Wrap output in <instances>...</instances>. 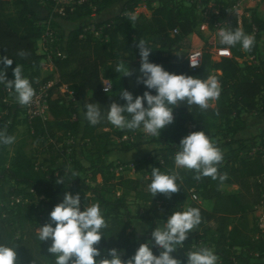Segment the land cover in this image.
<instances>
[{"label":"trees","instance_id":"trees-1","mask_svg":"<svg viewBox=\"0 0 264 264\" xmlns=\"http://www.w3.org/2000/svg\"><path fill=\"white\" fill-rule=\"evenodd\" d=\"M115 1L74 0L64 6L63 15L53 10L54 2L47 1L51 11L44 17H38L27 0H0V55L13 60L12 65L5 68L6 78H13L12 68L18 64L34 91L48 81L53 82L47 90L51 118L43 122L35 118L30 124L24 118L29 132L30 128L33 129L31 135L34 139L43 135L51 140L48 147L53 154L46 160L48 164L45 160L38 162L35 156H29L21 143L10 166H4L5 145H0V243L15 244L18 264H54L53 254L47 251L51 241L40 242L36 237V228L50 222L48 213L65 192H73L80 196L89 194L90 203H98L102 210L106 227L101 229L103 235L96 247H116L123 251L122 259L130 257L139 246L136 237L127 231L128 224L135 218L127 204L128 198L132 197L142 208L143 215L140 217L150 221L151 230L158 223H165L171 211L188 206L199 208L200 223L189 230L183 241V250H195L196 244L207 243L214 248L220 264H260L255 259L264 258V230L259 229L257 223H250L249 214L261 202L264 203V130L257 136L258 141L250 138L249 146L245 139L236 135L246 128L243 113L256 111L259 98L264 94V21L253 12L248 20L241 16L240 25L235 16L233 20L226 16L223 27L242 28L245 33L254 36V44L245 51L239 44L225 47L216 40L215 46L227 48L230 55L213 59L207 46L208 39L200 30V25L206 23L212 32L214 23L221 21L225 14L224 8L219 7L216 13L202 18L192 2L158 0L156 5L147 6L149 15H132L138 0H125L120 13L98 23L88 21L92 13L101 12ZM206 1L202 0V3ZM9 3L18 6V10L14 14H1L3 6ZM47 17L51 18V28L63 31L62 56L51 58L53 71L43 76L41 65L45 55L37 53V50L44 31L41 21ZM57 19L70 27L64 29ZM91 24L99 28V37L86 29ZM192 34L203 41L201 63L195 69L188 67V52L183 58L173 54L180 48L190 47L189 36ZM154 37L160 38L161 46L152 45ZM141 39L152 48L148 57L151 62L175 73L201 78L216 75L221 91L214 104H209L206 109L180 102L173 109L172 123L161 129L156 137L162 144L158 158L151 160L144 155L141 159L120 161L125 167L116 172L112 170L114 163L104 160L111 152L108 147L118 143L120 146L112 149L128 152L140 143L122 140L125 132L106 119L96 125L89 124L84 116V105L97 102L106 113L107 106L113 101L124 103L119 95L122 88L128 89L134 96L143 94L146 86L137 81L140 65L137 42ZM259 43L261 54L258 53ZM21 52L23 55H19ZM122 59L127 62L126 69L117 72ZM0 67L3 65L0 64ZM126 71L131 74L123 75ZM242 71L244 79L240 77ZM117 77L119 85L111 84L108 92L102 91L104 79L111 83ZM62 86L66 89L62 90ZM4 88L0 83V132L10 135L17 112L12 109V104L3 102V99L15 97V94L12 89L9 88V94ZM149 91L155 92L154 89ZM201 129L222 150V160L216 165L217 179L210 176L196 179L194 170L174 165V154L180 139L191 131ZM127 130L144 133L142 129ZM69 138L78 142L81 150L96 154L95 162L88 167L77 162L72 169L64 164L57 166L60 154L56 146L64 144ZM248 147L254 150L253 155L239 156L238 152ZM128 164H132L133 171L127 167ZM153 166L161 171L175 170L178 173L176 182L179 188L176 192H158L152 196L147 185ZM135 172H139L140 176L137 177ZM220 176L224 179H219ZM60 177L64 180L56 183ZM8 182L12 185L7 186ZM231 186L236 188L225 189ZM109 188L119 194L107 197L105 192ZM192 193L197 199L191 198ZM145 241L146 238L141 237L140 243Z\"/></svg>","mask_w":264,"mask_h":264},{"label":"clouds","instance_id":"clouds-1","mask_svg":"<svg viewBox=\"0 0 264 264\" xmlns=\"http://www.w3.org/2000/svg\"><path fill=\"white\" fill-rule=\"evenodd\" d=\"M216 37L222 46L239 44L245 51L250 50L254 44V36L245 33L240 27H220ZM137 47L140 56L137 81L142 82L146 90L142 95L134 96L131 91L122 88L119 95L124 103L113 101L107 106L106 113L101 110L99 103H86L84 116L89 124L96 125L106 119L119 129H142L146 134L159 136L160 130L172 123L173 109L180 102L206 109L210 100L219 97L221 89L216 75L209 74L201 78L198 75L168 71L148 59L152 48L144 40H138ZM12 63L11 58L0 55V64L3 65L0 67V83L13 90L20 105H27L34 95V88L22 74L18 64L12 68L13 78H6L5 68ZM190 64L197 65L192 62ZM116 71L119 72V67ZM130 74V71H126L123 75ZM150 89L155 90L154 94ZM14 139L13 136L0 132V145L11 144ZM177 145L178 150L174 154L176 167L194 170L196 179L201 176L217 179L216 165L222 160V153L203 129L189 132ZM177 179L178 173L175 170L161 171L159 167L153 166L150 183L147 185L148 191L152 196L158 192L174 193L179 188ZM219 179L223 180L224 176ZM62 180L64 177L58 178L56 183ZM48 216L50 222L36 228V237L40 242L51 241L47 251L53 254L54 264H181L171 253L183 245L189 230L194 229L201 220L200 210L196 207L188 206L171 211L164 220V225L152 230L151 241L140 243L130 257L122 259V253L116 247H96L103 235L101 229L106 227L98 203L84 205L81 210L80 194L65 192ZM150 243L161 249L158 255L153 253ZM185 255V264L217 262V256L210 247L200 246L195 250H187ZM0 264H18L15 244L0 243Z\"/></svg>","mask_w":264,"mask_h":264},{"label":"rangeland","instance_id":"rangeland-1","mask_svg":"<svg viewBox=\"0 0 264 264\" xmlns=\"http://www.w3.org/2000/svg\"><path fill=\"white\" fill-rule=\"evenodd\" d=\"M37 5L47 7L46 13L50 12L49 5L47 1H43V3H40L38 0H35ZM185 3H194L195 4V10L198 13V16H201L202 18H208V16L214 14L219 10L220 8H224V16H222L221 21H218L220 23V27H223L225 24V21H227L226 16H229L230 20H233L234 16L239 18L241 16H245V18L248 20L249 15L251 12L255 14L256 17L260 18L264 21V0H242L239 3V6H235L236 0H207L205 4L202 3V0H184ZM30 3V2H29ZM113 9L110 13H108V18L112 17L118 13H120L122 8V2L121 0H116ZM158 3V0H138V4L135 8V11L132 15H137L139 13H143L145 15H149V10L147 9L148 5H156ZM31 4V3H30ZM113 5V4H112ZM18 10V6H15L14 4H6L3 6L1 10V14H14ZM57 22H60L64 25V29H68L70 26L66 23H63L61 20H56ZM94 23V22H93ZM238 23V22H237ZM67 25V26H66ZM197 30V29H196ZM62 31V30H60ZM62 33V32H61ZM203 33L205 34L206 38L210 40L213 37V40L216 41V30H213L212 32L209 30H204ZM99 37V36H96ZM155 38V37H154ZM207 40V41H208ZM190 41V47L189 48H180L178 51L173 52L176 56L179 58H183L184 54L189 52L193 48H199L203 46V41L201 38H199L197 35L192 34L189 36ZM152 45L154 46H161L162 42L159 40V37L151 40ZM203 48V47H202ZM188 49V50H187ZM259 54H261V43H259ZM217 59V58H215ZM46 61L42 60L41 65V74L43 76L49 75L53 68L50 66ZM127 62L123 59L120 60L119 63V70L120 72L124 71L126 69ZM23 74V73H22ZM26 76V74H23ZM240 77L242 79L245 78V74L242 71L240 74ZM119 79L114 78L111 81V84L113 86L119 85ZM63 87H61L62 89ZM66 88V87H64ZM63 90V89H62ZM6 100L12 104V109L16 110L17 115L15 119V125L14 128L10 134V136H13L14 142L8 145H5L4 147V157H5V165L4 166H10V163L14 157L16 148L19 144H24V151L29 156H35L37 158V161H43L45 160V164H48L50 156L53 154V152L49 149L48 143L51 141L50 139L46 138V136L40 135L38 139H34L32 137L31 132H29L23 117V111H22V105L18 103L15 97L9 96L6 97ZM210 105L214 104V99L210 100L208 102ZM1 115V112H0ZM51 118V115L49 116ZM242 117L246 121V128L238 133L236 137L245 139V143L247 146L250 145V138L254 137L255 141H258L257 136L259 133H261L264 130V94L259 98L258 101V109L254 112H244ZM125 138L130 140H133V142L140 143L138 146L132 150V152L126 153L123 152L122 154L112 148H118L120 144H114L111 148V152L107 155V157H104V160L110 161L116 165L120 161H127V158H130V160L133 159H141L144 155H147L151 158V160H156L158 152H161L162 150V144L161 142H158L156 137L152 136L150 134L141 133L136 131V133L129 132L128 130H124ZM132 138V139H130ZM213 142V140H212ZM58 153L60 154V157L57 159V166H60L61 164H64L66 168L72 169L77 166V162H80L82 166L88 167L91 164H93L96 160V154H92L89 150H81L80 144L78 142H74L71 138H69L64 144H58L56 146ZM81 150V151H80ZM222 152V150H220ZM254 150L250 147L245 148L244 150H241L238 152L239 156L241 157H249L253 155ZM123 157H126L124 159ZM114 170V167L112 169ZM131 174V172H129ZM81 176H83V173H80ZM137 177L140 176V173H136ZM146 177V176H145ZM97 180L99 181L100 178L97 176ZM12 185V182H8L7 186ZM236 186L226 187V190L234 189ZM107 197H114L115 195H118L119 192H113L110 188L106 190ZM72 194H74L72 192ZM89 194H84L80 196V207L82 208L85 204H89L90 201L88 199ZM128 209L133 214L135 218H133L130 223L127 226V231L131 232L133 237H136L137 245L140 243L141 237L146 238V241H151V223L150 221L146 219H142L140 216L143 215L142 208L140 204L133 199L132 197H129L127 200ZM204 206H208L209 203H202ZM83 205V206H82ZM262 214L264 215V203L262 206L259 207L257 205L254 209V211L249 214V220L251 224L259 223V217ZM139 216V217H137ZM164 223H158L157 226L162 227ZM145 241V242H146ZM197 248L200 246L210 247L214 250L212 246L209 244H196ZM149 246L151 247L154 254H159V251L161 250L158 246H156L154 243H150ZM121 251V250H120ZM123 255V251H121ZM186 251L182 249V246H178L172 253L174 257H176L178 260H180L181 264H185L186 262ZM257 262L262 264L264 262V258H258L255 259ZM216 264H220L219 260H217Z\"/></svg>","mask_w":264,"mask_h":264},{"label":"built area","instance_id":"built-area-1","mask_svg":"<svg viewBox=\"0 0 264 264\" xmlns=\"http://www.w3.org/2000/svg\"><path fill=\"white\" fill-rule=\"evenodd\" d=\"M39 2L43 3V1H51L54 2V11H56L58 14L63 15L64 14V6L70 5L71 3L74 2V0H38ZM82 0H79L81 2ZM242 0H236V6H239V3ZM50 17H47L46 19L41 21V25L44 26V31L39 39L38 42V49H40V53L44 54L45 57L43 61L48 62L51 64V58L54 56H62V51L60 50V46L62 44L61 42V37L60 35L57 34L58 30L57 28H51L50 27ZM237 22L238 25H240V18L237 16ZM214 30L216 32L220 28V23L217 21L214 23L213 26ZM86 29H88L91 33H93L94 36H100V30L97 26L94 24H91L88 26ZM200 30L204 31L207 30L209 32L208 26L206 23H202L200 25ZM213 38V37H212ZM210 39L207 41V46L209 48V51L212 53L213 59L215 58H220V57H228L229 50L224 47H217L215 46V41L213 39ZM203 54V48L199 47L193 50H190L187 53V64L190 69H195L200 66L201 63V58ZM190 62L197 64L196 66H191ZM53 84L52 81H48L47 83L39 86L37 90L34 91V95L31 99V101L27 105H22V111H23V117L26 119L27 124H30L33 119L38 118L40 121H45L49 118V107H48V92L47 90L49 87ZM63 90H65L66 86H62ZM5 91L9 93L10 89L9 88H4ZM111 89V83L108 79H104L102 83V91L108 92ZM106 90V91H105ZM10 94V93H9ZM69 94L72 95V92L69 91ZM3 102H6L7 104L11 105L10 102L6 100V98L3 99ZM31 132L33 131L32 128H30ZM122 140H126L125 136H123ZM125 167L124 164L118 162L114 170L116 172H121L123 168ZM128 168L133 171V166L132 164L127 165ZM136 173V172H135ZM192 199H197L195 194H191ZM13 200V198H10ZM17 200V199H16ZM263 202L260 203L259 207L262 206ZM258 228L261 230H264V215L262 214L259 217V223L257 224Z\"/></svg>","mask_w":264,"mask_h":264},{"label":"crops","instance_id":"crops-1","mask_svg":"<svg viewBox=\"0 0 264 264\" xmlns=\"http://www.w3.org/2000/svg\"><path fill=\"white\" fill-rule=\"evenodd\" d=\"M124 1H125V0H121V2H122L121 4H122V5H123ZM27 2H28V5H29L30 9H32V10L36 13V15H37L38 17H44V16L47 15V13H46V11H47V7L37 5V3H36L35 0H27ZM29 2H30L31 4H30ZM116 4H117V3H114L113 5H111L110 7L106 8V9H103V10H102L101 12H99V13H92V14L89 16L88 21H89V22L98 23V22H101V21L107 19V18H108V13L111 12V10L113 9L114 5H116ZM109 18H110V17H109ZM58 30H59V29H58ZM62 32H63V31H62ZM57 34L60 35V37L62 36V33H61L60 30L57 32ZM155 38H157V37H155ZM155 38H153V39H155ZM212 39H213V38H212ZM159 40H160V38H159ZM37 53H40V49L37 50ZM50 66H51V65H50ZM122 130L124 131V130H127V129H122ZM131 131H132V130H131ZM129 152H132V150L129 151ZM120 153L122 154L123 152H120ZM126 153H128V152H126ZM123 158L126 159V157H123ZM127 160H130V158H127Z\"/></svg>","mask_w":264,"mask_h":264}]
</instances>
